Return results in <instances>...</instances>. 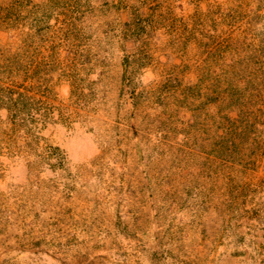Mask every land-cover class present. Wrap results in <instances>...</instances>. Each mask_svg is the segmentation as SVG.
I'll return each mask as SVG.
<instances>
[{"label": "rangeland", "instance_id": "374dc122", "mask_svg": "<svg viewBox=\"0 0 264 264\" xmlns=\"http://www.w3.org/2000/svg\"><path fill=\"white\" fill-rule=\"evenodd\" d=\"M0 102V264H264V0H0Z\"/></svg>", "mask_w": 264, "mask_h": 264}, {"label": "trees", "instance_id": "16d2710c", "mask_svg": "<svg viewBox=\"0 0 264 264\" xmlns=\"http://www.w3.org/2000/svg\"><path fill=\"white\" fill-rule=\"evenodd\" d=\"M13 91H15V90L14 89L11 90V92L8 94V96L5 98V100H1L3 103V109L6 111V113H10L9 111L11 110V107H12L11 112H19V110L14 108L17 105H19V106L24 105V107H26L27 96L23 92H19V91L13 92ZM28 119L26 117V118H18V119L14 118L12 120V123H13L12 126L16 124L18 129H19V132L22 131L21 135H23V138H24L17 149H19V147L25 148L27 146H31L32 142H34L37 138L34 134V129L31 127V125L29 123V121L32 122V120H28ZM53 149H54L53 152L58 151V148H53Z\"/></svg>", "mask_w": 264, "mask_h": 264}]
</instances>
